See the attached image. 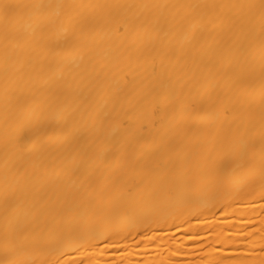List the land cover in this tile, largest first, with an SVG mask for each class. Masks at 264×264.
Wrapping results in <instances>:
<instances>
[{
    "label": "bare ground",
    "instance_id": "6f19581e",
    "mask_svg": "<svg viewBox=\"0 0 264 264\" xmlns=\"http://www.w3.org/2000/svg\"><path fill=\"white\" fill-rule=\"evenodd\" d=\"M0 264H264V0H0Z\"/></svg>",
    "mask_w": 264,
    "mask_h": 264
}]
</instances>
